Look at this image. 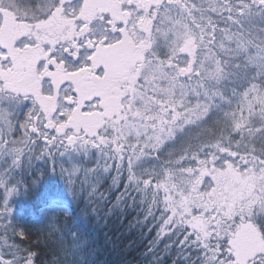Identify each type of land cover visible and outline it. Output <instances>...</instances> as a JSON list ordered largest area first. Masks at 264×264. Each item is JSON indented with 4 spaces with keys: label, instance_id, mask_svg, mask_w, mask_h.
I'll list each match as a JSON object with an SVG mask.
<instances>
[{
    "label": "snow or ice",
    "instance_id": "1",
    "mask_svg": "<svg viewBox=\"0 0 264 264\" xmlns=\"http://www.w3.org/2000/svg\"><path fill=\"white\" fill-rule=\"evenodd\" d=\"M34 160L72 199L81 171L122 188L146 264H264V0H0V264H93L77 229L44 261L13 225Z\"/></svg>",
    "mask_w": 264,
    "mask_h": 264
},
{
    "label": "trees",
    "instance_id": "2",
    "mask_svg": "<svg viewBox=\"0 0 264 264\" xmlns=\"http://www.w3.org/2000/svg\"><path fill=\"white\" fill-rule=\"evenodd\" d=\"M82 166L87 168L93 165L84 161ZM64 167L70 168L71 164L65 163ZM41 172H45V175L41 176ZM14 178L20 184L18 194L9 198L13 225L26 231L28 238L24 243L31 244L42 260L51 258L52 252L59 249L61 240L71 243L66 233L69 229H77L81 242L87 245L93 264H146L144 253L154 232L149 233L146 228L136 224L134 211L112 210L115 197L123 189L110 188L109 178L96 184V192L91 199L87 192L81 190V182L84 189L94 183L91 174L85 178L81 171L73 177L78 196L72 199L67 173L62 175L59 166L56 173H51V164L43 160H34L31 168L18 170ZM57 193L67 196L70 212L68 216H61L56 225L61 231H50L46 205L49 198ZM2 195L3 190L0 189ZM120 207L123 208V205ZM16 239L20 242L18 236Z\"/></svg>",
    "mask_w": 264,
    "mask_h": 264
}]
</instances>
